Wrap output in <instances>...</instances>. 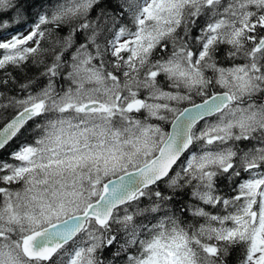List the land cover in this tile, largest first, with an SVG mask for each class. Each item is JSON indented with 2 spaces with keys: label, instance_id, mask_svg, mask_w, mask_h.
<instances>
[{
  "label": "snow or ice",
  "instance_id": "snow-or-ice-1",
  "mask_svg": "<svg viewBox=\"0 0 264 264\" xmlns=\"http://www.w3.org/2000/svg\"><path fill=\"white\" fill-rule=\"evenodd\" d=\"M0 264H264V0H0Z\"/></svg>",
  "mask_w": 264,
  "mask_h": 264
}]
</instances>
